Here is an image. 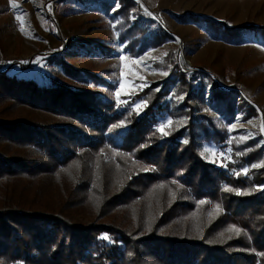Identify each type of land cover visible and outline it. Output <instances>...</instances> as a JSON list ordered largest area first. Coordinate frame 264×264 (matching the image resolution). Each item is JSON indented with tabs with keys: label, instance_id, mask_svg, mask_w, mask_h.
<instances>
[{
	"label": "trees",
	"instance_id": "obj_1",
	"mask_svg": "<svg viewBox=\"0 0 264 264\" xmlns=\"http://www.w3.org/2000/svg\"><path fill=\"white\" fill-rule=\"evenodd\" d=\"M87 2L86 10H102L116 22L118 41L131 56L162 45V32L140 27L151 17L137 0ZM179 19L227 43L242 44L250 35L264 41V25L230 27L191 14ZM37 58L16 67L32 69ZM48 61L97 89L46 73L25 79L13 67L0 70V115L25 114L0 118V264H264V167L237 173L252 158L264 165V150L244 156L231 144L226 169L207 164L200 152L204 140L229 148L222 119L232 122L236 91L215 83V116L200 115L206 100L187 86L198 79L177 64L164 85L119 104L98 89L108 86L105 79L71 70L60 55ZM180 87L189 97L175 103L169 96ZM139 101L146 106L133 110ZM167 118L179 119V126L165 135L157 129ZM46 182L57 189L44 192ZM44 193L62 197L51 206ZM69 204L89 207L91 221L67 218Z\"/></svg>",
	"mask_w": 264,
	"mask_h": 264
},
{
	"label": "rangeland",
	"instance_id": "obj_2",
	"mask_svg": "<svg viewBox=\"0 0 264 264\" xmlns=\"http://www.w3.org/2000/svg\"><path fill=\"white\" fill-rule=\"evenodd\" d=\"M67 1L70 5H67ZM137 2L143 13L151 17L142 18L140 27L154 30L157 36L162 32L163 37L161 46L150 48L140 56L128 54L125 44L118 41L116 22L102 10L85 9L84 4H88L87 0L79 2L0 0V70L13 67L11 73L25 79H37L42 76L44 78L46 73L59 82L76 85L80 89H97L93 83H79L67 76L62 64H52L48 61L60 55L71 70H85L105 79L108 86L100 85L98 89L104 91L116 103L123 104L121 102H127L138 93L141 94L150 85H164L165 81L175 75L173 72L177 70L176 66L179 64L198 79L187 86L193 89L191 90L193 94L202 93L206 100L200 115L215 116L216 98H213L215 83L226 92L236 91L239 95L232 122L222 119V129L228 136L229 148L221 147L214 141H201L200 152L204 161L209 165L226 169V164L231 161V144H239L243 148L242 151L239 149V153L244 156L255 153L259 148L264 150V130L261 128L264 125V41L250 35L242 44L227 43L214 38L209 31L191 23H183L179 19L191 14L207 21L223 22L230 27L264 25V0H137ZM12 4L18 7L13 8ZM70 6H74V10H70ZM17 15H23L24 32L20 30ZM104 51H108L109 55ZM35 55L38 58L32 69L20 70L16 67L20 61ZM122 57L128 59L122 60ZM183 58L189 62V66H184ZM132 61L140 63L134 64ZM178 79L180 77L172 81L177 82ZM171 91L169 99L173 102H187L188 90L184 91L183 87H180L172 88ZM118 92L119 97L116 95ZM222 98L228 99L220 96L218 102H221ZM199 104L201 103L193 102L192 105ZM136 105L145 103L139 101L134 107ZM24 116L21 110H11L1 114L0 118L17 119ZM177 120L179 119L161 120L159 128L163 126V132L171 133L179 126ZM168 121H172V124L169 125ZM257 165L263 164L259 159L254 161L252 158L250 165L237 169V173L244 174L245 170L248 172L252 171L251 169L262 168ZM71 182L76 185L79 183L72 180ZM62 186L67 190L64 185ZM50 188L57 189L56 185L46 182L44 192H48ZM77 188L81 190L82 186ZM44 194H48L49 198L42 200L51 206H55L62 197L56 193ZM73 202L77 205L76 197H73ZM80 211L83 212L79 213ZM65 213L67 218L71 216L79 222L91 221L89 207H72L69 204ZM114 217L115 215L112 219Z\"/></svg>",
	"mask_w": 264,
	"mask_h": 264
},
{
	"label": "snow or ice",
	"instance_id": "obj_3",
	"mask_svg": "<svg viewBox=\"0 0 264 264\" xmlns=\"http://www.w3.org/2000/svg\"><path fill=\"white\" fill-rule=\"evenodd\" d=\"M12 7H13V8H17L18 5H16V4H12ZM50 7H51V6L49 5V9H50ZM145 11H147V9H145ZM149 14H150V13H149ZM16 19L20 22V30H21L22 32H24V31H25V27H24V18H23V15H17V16H16ZM165 55H166V54H165ZM121 59H122V60H127L128 58H127V57H122ZM132 63H134V64H139L140 61H132ZM161 74H162V75H167V73H161ZM140 87H144V85H140ZM116 95H117V97H119L120 93L118 92ZM121 103H127V102H121ZM144 106H146V105H136L135 108H134L133 110H135V111H139L140 108H141V107H144ZM168 124L171 125V124H172V121H168ZM261 128H262V130H264V125H262ZM157 130H158V131H161L162 134H165V135L167 134V133L163 132V126H162L161 128H159V129H157ZM213 155H215V153H213ZM257 167H264V165H257ZM244 174H245V175L247 174V170H245V173H244ZM160 187H163V185H161ZM225 191H232V189H230V188H226ZM237 194H238V195H241V194H243V193H239V192H237ZM173 195H174V194H173ZM202 203H204V202H202ZM216 211H217V212L219 211V206H217ZM229 231H230V232H235L236 234H239L240 229L233 227V228H230ZM104 239H108V237L105 236Z\"/></svg>",
	"mask_w": 264,
	"mask_h": 264
},
{
	"label": "water",
	"instance_id": "obj_4",
	"mask_svg": "<svg viewBox=\"0 0 264 264\" xmlns=\"http://www.w3.org/2000/svg\"><path fill=\"white\" fill-rule=\"evenodd\" d=\"M183 64L184 66H189V62L185 58H183Z\"/></svg>",
	"mask_w": 264,
	"mask_h": 264
}]
</instances>
